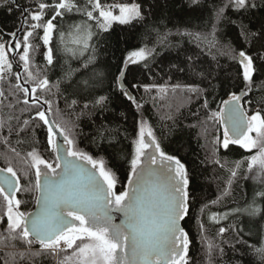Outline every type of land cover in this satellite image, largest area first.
Segmentation results:
<instances>
[{"label":"snow or ice","instance_id":"6c2138e0","mask_svg":"<svg viewBox=\"0 0 264 264\" xmlns=\"http://www.w3.org/2000/svg\"><path fill=\"white\" fill-rule=\"evenodd\" d=\"M5 3L9 5V14L20 8V16L18 26L13 25L12 30L0 22V84L6 79L11 82L8 96L0 88V112L7 99L10 109L23 105L21 116L27 114V118L12 114L7 120L0 118V137L9 146L13 135L17 144L25 142L24 136L33 137L34 144H39L36 133L44 132L42 150L33 146L21 156L17 147L10 146V151L25 165L22 171L7 157L6 166L0 168V242L5 248L17 249L6 253L11 264L29 260L35 264L37 257H52L57 264H190L192 240L184 223L191 218L195 199L191 171L179 155L162 147L155 128L143 116V104L132 91L143 88L150 93L155 89L166 95L169 86L132 84L130 89L125 83L130 65H141L151 72L152 63L164 51L175 53L169 62V73H184L194 80L190 84L171 85L173 91L182 88L190 99L202 100L201 107L208 109L209 97L214 96L216 89L226 90L229 98L221 100L223 107L217 106L219 110L208 116L209 121L222 126V136L213 137V163L223 168L215 154L220 149L230 150V146L238 145L249 153L257 150L229 169L223 195L230 193L246 163L248 173L259 180L261 187L254 190L246 207L231 211L264 221V207L257 203V197L264 201V109L253 108L251 99L254 90L264 91V80L259 85L255 80L258 74H264V0H219L212 9L208 31L175 25V31L166 27L161 30V21L171 20L164 16L169 0L108 4L102 0H39L34 7H21L17 0ZM181 6L195 13L204 4L203 0H181ZM73 12L87 19L65 31L62 20ZM137 24L145 27L141 34L143 46L128 51L118 67V75L112 77L116 90L139 114L135 134L130 137L124 129L122 135L119 127L111 128L104 120L98 124L91 121V134L78 123L69 126L63 119L58 120L57 115L63 113L54 109L52 99L38 94L51 92V88L47 73L35 66V56L39 53L47 66H55L62 52L76 55L78 49L81 54L91 49L92 63L96 51L94 38L103 37L118 47L124 38L115 32L114 25L134 28ZM228 28L234 30L239 46L225 36ZM57 36L59 47L54 44ZM174 37L179 39L174 41ZM148 39L153 41L151 47ZM69 43L74 47H69ZM186 43L199 51L189 50ZM205 53L211 56L210 60L202 58ZM219 56L227 57L235 66L241 83L239 91L231 90L232 83H225L221 77L225 68ZM72 74L67 71L65 76ZM101 75L92 79L103 83ZM83 83L89 85L88 80ZM59 84L57 81V90ZM110 102L108 95L90 99L80 107L77 120L85 114L103 115ZM65 103L73 107L78 101L66 99ZM121 117L127 119L124 113ZM169 119L176 123L175 118ZM13 120L17 122L15 126L11 124ZM82 140L87 141L85 147H81ZM89 146L92 150H88ZM26 197H31V211L26 210ZM219 215L214 213L210 219L219 223ZM228 215L225 213L222 218L227 219ZM199 227L204 229L203 222ZM226 231L224 227L219 229L221 235ZM235 232L238 242L243 243L240 225H236ZM18 245L23 246L22 250ZM208 248L211 250L213 245L209 243ZM255 250L264 260V247Z\"/></svg>","mask_w":264,"mask_h":264},{"label":"trees","instance_id":"16d2710c","mask_svg":"<svg viewBox=\"0 0 264 264\" xmlns=\"http://www.w3.org/2000/svg\"><path fill=\"white\" fill-rule=\"evenodd\" d=\"M39 0H18L21 7H34ZM132 2V0H102V3H119ZM219 0H203L204 7L195 13H189L186 6H181V0H169V6L166 9L164 16L171 17V20L164 19L159 25L161 30L164 27L175 31L177 27H189L194 30L208 31L212 24V9ZM9 7L5 0H0V22L7 25L8 30H12L13 25L18 26V17L20 16V8H15L10 14L6 11ZM231 13H229L230 15ZM59 19V18H58ZM87 18L81 13H70L63 18L62 25L65 31H70V25L81 23ZM190 20L189 23H185ZM153 21L148 22L151 28ZM115 32L120 34L124 39L117 47L112 41H105L103 37L94 38L92 41L95 51V60L89 63V57L92 56L91 49L80 53L79 49L76 55L62 52L59 55V62L55 66H47L43 55L37 54L35 56V66H39L43 72H46L50 80L51 92L45 91L38 93L53 100L54 109H59L63 115H57V119H63L71 126L72 122L78 123L86 133L94 132V125L91 121L97 124L104 120L111 128L119 127L121 134H124V129H127V135L133 136L136 122L139 119V114L131 102L119 94L116 90L115 84L112 81L113 75H118V67L122 66L124 57L128 51L142 47L141 34L145 32L143 25L137 24L134 28L130 26L114 25ZM225 36L233 39L234 43L239 46V41L234 39V30L228 28ZM7 39V37H5ZM70 40V37H66ZM174 41L179 38L174 37ZM151 47L153 41L148 39L146 41ZM54 44L59 47V38L54 37ZM69 47H74L70 43ZM189 50H197L193 44H185ZM43 48L40 49L42 53ZM175 53L162 52L157 56L155 62L151 65V72L143 68L141 65H130L126 73V85L131 89L132 84H166L169 86V91L166 95L160 94L157 90L150 93H145L143 88L132 89L133 94L143 104V116L155 128L158 137L161 140L162 147L171 154L179 155L187 164L191 171L192 187L195 194V199L192 202L190 209V219L184 223V227L189 232L192 244L189 249V256L191 258L190 264H264L259 253L255 249L264 247V221H259V217L250 218L246 214L232 213L234 208L246 207V202H250L253 197L255 185L247 171V164L244 163L240 169V177L233 181L230 193L223 195V190L227 186L229 179V169L233 168L237 161L244 160L245 157L255 154L254 149L251 153L241 149L238 145L230 146V150L220 149L215 154L216 158L221 160L224 167H218L213 163L214 152V136H222V126L215 124L208 120L211 112L218 111L221 105V100L228 99L226 90L223 87H218L214 96L209 97V108L203 109L201 107L202 100L195 97L189 98L190 94L182 88H177L174 91L171 85L190 84L193 79H189L184 73L168 72L169 62L174 59ZM210 60L211 56L205 53L202 57ZM221 65L225 70L221 72V77L225 83L231 82L233 87L231 90L239 91L241 87L240 79L237 76V71L232 61L225 56L218 57ZM87 65V66H86ZM16 68L14 66L13 71ZM72 71L70 77H66L65 73ZM96 74H102L101 79L103 83H98L92 78ZM171 75V79H169ZM88 80L89 85H85L83 81ZM257 85L264 80V74H258L255 77ZM59 81V90L56 88V82ZM96 86H90L92 84ZM204 85H202L203 87ZM11 87V82L7 79L0 84V88L5 91V96H8ZM76 91L79 94H74ZM100 95H108L111 102L108 105V111L103 113H95L92 116L87 114L77 117L80 114V107L84 103H88L90 99H94ZM84 97L85 99H81ZM152 97H156L155 100ZM142 98V99H141ZM76 99L78 104L69 107L65 101ZM253 100V108L264 109V91L254 90L251 94ZM9 100H4L3 111L0 112V118L7 120L10 114L21 116V108L23 105L17 104L15 109L8 107ZM87 112V110H85ZM124 113L127 119L121 117ZM173 117L176 123H173ZM27 118V114L21 116V119ZM16 121H11L13 126ZM207 129L205 133L204 129ZM171 129V133L169 132ZM4 135L7 134V128L4 130ZM36 136L39 138V144H34L33 137L24 136V143L17 144V137L13 135L11 145L17 147L23 156L25 151L31 150L35 146L41 150L44 147V132L38 131ZM129 141H124L128 144ZM86 140H82L81 147H85ZM10 146L5 145L0 137V167H5V157L11 160L13 166L22 171L25 167L21 158L16 157L10 151ZM88 150H92L89 146ZM107 155V153H102ZM257 190L261 185L258 181ZM29 200L26 210H32L31 197H26ZM213 201H216L213 203ZM257 203L264 207V201L260 198ZM203 209V211H201ZM220 214L217 219L219 223L210 219L212 214ZM228 213V218L223 219V215ZM259 221V224L257 223ZM200 222H203L204 229L199 227ZM236 225H240L243 229L242 237L243 243L238 242L235 232ZM224 227L228 229L222 235L219 229ZM3 231V225L0 224V232ZM211 243L213 248L209 250L208 244ZM23 246L18 245V249L22 250ZM222 249V251H221ZM17 249L5 248L4 243L0 242V264H5V260L10 258L6 256L7 252L16 251ZM18 264H33L32 261H19ZM35 264H57V261L52 257H37Z\"/></svg>","mask_w":264,"mask_h":264},{"label":"rangeland","instance_id":"374dc122","mask_svg":"<svg viewBox=\"0 0 264 264\" xmlns=\"http://www.w3.org/2000/svg\"><path fill=\"white\" fill-rule=\"evenodd\" d=\"M249 175H250V177H251L252 179H254V181H253L254 184H253V185H255V190H257V187H259V185H257V183H258L259 180L256 179L255 177H253L252 174L249 173ZM258 198H259V197H257V199H258Z\"/></svg>","mask_w":264,"mask_h":264},{"label":"water","instance_id":"95a60500","mask_svg":"<svg viewBox=\"0 0 264 264\" xmlns=\"http://www.w3.org/2000/svg\"><path fill=\"white\" fill-rule=\"evenodd\" d=\"M17 2H18V0H17ZM223 107V106H222ZM0 168H3V167H0Z\"/></svg>","mask_w":264,"mask_h":264}]
</instances>
